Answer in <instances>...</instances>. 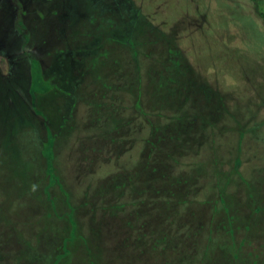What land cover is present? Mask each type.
<instances>
[{
    "label": "rangeland",
    "instance_id": "374dc122",
    "mask_svg": "<svg viewBox=\"0 0 264 264\" xmlns=\"http://www.w3.org/2000/svg\"><path fill=\"white\" fill-rule=\"evenodd\" d=\"M263 11L264 0H0V264H264ZM33 86L48 89L37 108L53 117L56 174L68 183L73 220L60 215L67 206L58 186H47L55 206L42 193L47 135L31 107ZM140 92L149 119L162 110L184 142L209 138L199 156L217 146L228 161L224 185L227 172L238 181L227 183L229 203L241 209L242 198L250 225L233 223L239 231L207 259L188 236L167 238L176 251L169 258L166 246L138 251L141 236L99 202L128 177L132 144L139 157ZM74 233L83 238L64 242Z\"/></svg>",
    "mask_w": 264,
    "mask_h": 264
},
{
    "label": "trees",
    "instance_id": "16d2710c",
    "mask_svg": "<svg viewBox=\"0 0 264 264\" xmlns=\"http://www.w3.org/2000/svg\"><path fill=\"white\" fill-rule=\"evenodd\" d=\"M261 14L264 19V11ZM133 42L129 41L128 43L134 46L135 42ZM140 86L136 89H140ZM39 90H36V86L32 87L31 107L41 116L47 135L42 157L44 159V171L49 184L44 185L46 187L42 190V193L47 195L49 205L52 206L55 204V200L53 197H50L48 187L58 186L61 193L60 198H63L62 201L67 206L66 210L64 212L62 211L60 215L73 220L74 213L72 214L71 211L74 210L71 204L73 198L70 195L71 193L66 190L68 183L63 177L56 174L54 163L56 157L54 153L55 141L54 136L50 133L52 131L51 120L53 117L50 111L37 108L39 99L48 89L42 87ZM63 93L65 94V92ZM136 97L140 99L139 107L137 108V113L140 114L138 116L139 118H137L142 128L143 126L145 127V129L140 131L139 137H137V141L141 143L139 157L135 159L133 152L135 146L132 144V148L127 150V153L130 152L133 159L123 166L125 176H128L130 179L128 180L127 177L119 184L117 182L114 183L110 188V192L106 193L108 200L102 203L101 201L99 202L101 205H105L107 211L120 224L127 226V229L123 228L124 231L130 229L129 234L131 236H141L139 240L141 246L137 245L138 251L157 254L161 250L164 252L163 247L166 246V253L162 256H168L169 258L173 256L169 254L172 252L176 253V251H172L173 242H170L171 240L168 241L167 238L188 236L193 237V239L196 238L194 239L196 241V245L194 246L199 247L201 244L203 245L200 246L198 254L203 253L207 259L212 255L211 253L215 247H220L221 250L225 249L222 248L226 241L225 238H222L223 236H229L230 234L232 237L236 231L238 232L240 230V226L245 231L246 226L248 227L250 225L248 220L245 224L246 218L242 216L243 213L246 214V205L244 203L242 205V198L241 209H234L231 203H229V201L233 202L235 197L231 195L232 192L229 190L227 183L233 185L234 183L238 184V181L230 177L231 173L227 172L224 175L227 180L225 185L227 186L224 185L221 173L224 164L228 163V161L223 158H218L220 156L217 153L219 150H217V146H212L214 150L211 155H205L203 153L205 157L199 156V152H207L210 145H212L208 141L209 138L204 143L201 140H197L198 135L203 136L206 134V128L201 132L194 133V136L197 138L192 139L196 143H193V141L184 142L181 139L182 136H179L181 128L174 135L172 133L173 128H168L167 124L164 123V111L160 110L158 112L155 109H151V119H149L150 116L146 114L149 111H145L144 106H151V104L144 101L146 96L142 92L138 93V95L136 94ZM142 101L143 104L141 103ZM222 114L221 118L223 119L230 116L224 110ZM155 117L160 120L158 123L154 122ZM144 119L148 120V124L144 122ZM156 132L168 134L169 138H173L168 141L169 144L164 142V145L163 143L158 144V141L156 142L153 139ZM155 151L156 153L154 154ZM212 157L215 159H212ZM134 165H136L135 168H133ZM238 165L239 161L236 163V166ZM14 178L16 179L18 177L14 176ZM82 204H86V202ZM95 204L98 203L95 202ZM219 209H222L225 214L221 223L217 222V216L220 215L218 213ZM261 209L262 207L260 205H255L253 211L249 208V216L252 218V222L250 223L252 225L257 224V220L254 221L253 219L256 218V212H259ZM254 211L256 212L254 213ZM233 223L239 230L232 228ZM79 238L81 239L83 237L80 234L77 236L74 233L72 237L70 235L63 239L66 243L70 241L72 244H76L73 241ZM159 238H163V240L160 241L158 240ZM230 241L232 245L229 248L232 250L236 246L233 244L232 239ZM64 242L61 245L62 252L66 249L63 246ZM144 244L146 246L141 248ZM186 247L187 245L184 248ZM58 256H61V253ZM63 256L69 257V252L66 251ZM56 259L54 258L50 264H57L59 257Z\"/></svg>",
    "mask_w": 264,
    "mask_h": 264
}]
</instances>
